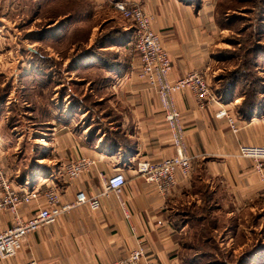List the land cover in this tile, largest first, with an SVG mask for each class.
<instances>
[{
	"label": "crops",
	"instance_id": "obj_1",
	"mask_svg": "<svg viewBox=\"0 0 264 264\" xmlns=\"http://www.w3.org/2000/svg\"><path fill=\"white\" fill-rule=\"evenodd\" d=\"M85 1L88 7L78 16L91 17L87 55L63 59V66L71 64L63 75L62 65L50 56L41 57L35 71L22 74L23 110L15 122L9 109L13 91L0 88V166L23 189L45 188L54 181L63 204L74 201L80 190L98 194L103 178L116 172H123L127 183L120 199H102L99 210L76 206L29 233L18 254L0 258V264H108L126 257L138 240L155 264H198L215 242L247 256L254 230L264 233V193L254 162L239 149L264 145V90L263 103L250 119L243 115L239 88L228 95L222 91V78L240 63L227 54L228 36L236 33L226 25L229 14L221 18L222 0H120L141 5L153 16V28L172 61V79L200 70L218 97L201 107L192 90L175 94L194 169L190 178L179 174L167 195L137 171L140 160L159 162L176 153L158 94L136 75L137 27L116 10L118 1ZM96 14L102 16L97 23ZM81 20L68 21L61 30L73 29ZM233 42L236 47L238 40ZM259 43L257 72L264 80V25ZM3 75L8 78L5 71ZM223 109L237 131L228 116H217ZM82 157L94 165L78 179L67 180L65 164ZM40 202L46 204L44 198ZM19 210L29 217L37 205ZM13 224L12 213L0 210V232Z\"/></svg>",
	"mask_w": 264,
	"mask_h": 264
},
{
	"label": "built area",
	"instance_id": "obj_2",
	"mask_svg": "<svg viewBox=\"0 0 264 264\" xmlns=\"http://www.w3.org/2000/svg\"><path fill=\"white\" fill-rule=\"evenodd\" d=\"M114 7L137 27L134 50L139 56L140 64L136 75L158 94L176 149L172 158L159 162L140 160L137 171L147 182L155 185L161 194L167 195L177 185L179 174L184 178H190L194 169L193 157L189 153L186 141V128L175 94L181 90L190 89L200 100L201 107L218 100V97L211 90L205 74L200 70H193L178 79H172L170 55L162 44L160 34L153 28V16L143 6H131L124 1H118L115 2ZM217 116L229 117L230 115L223 109L217 113ZM229 120L232 129L237 131L235 120L231 117ZM239 154L256 163L264 186V170L262 169L264 145H241ZM94 163V160L87 157L71 160L65 164L63 174L67 180L74 181L88 172ZM126 183L125 174L116 172L112 176L103 178V188L98 194L89 195L86 191L80 190L74 201L63 204L61 191L54 181L45 188L23 189L20 184H13L6 170L0 166V210H8L14 217V224L0 232V258L8 259L16 256L23 246L24 238L29 233L56 222L63 213L76 206L88 204L92 210H99L102 199L112 195L120 199ZM41 198H44L46 203L43 206L40 202ZM31 204H36L37 210L29 217L21 216L20 207ZM108 264L155 263L147 257L143 241L138 240L135 248L126 257Z\"/></svg>",
	"mask_w": 264,
	"mask_h": 264
},
{
	"label": "rangeland",
	"instance_id": "obj_3",
	"mask_svg": "<svg viewBox=\"0 0 264 264\" xmlns=\"http://www.w3.org/2000/svg\"><path fill=\"white\" fill-rule=\"evenodd\" d=\"M65 2L66 0H0V73L5 71L10 79L7 80L8 78L4 75L0 76V88H5L6 92L13 91L12 95L15 100L11 101L9 106V109L12 110V122L18 119L23 110L21 105L22 96L20 95L21 84L23 83L20 80L22 74L38 69L35 64L37 62L40 63L41 57L50 56V61L53 62V58H55L61 64L64 61L63 59L71 60L76 57H84L88 53L85 45L86 41L83 39L76 40L74 32L77 28H81L83 31L88 28L90 26L88 21H91V17H82V22L73 29L62 31L70 16H61L60 14L65 10ZM81 2L82 8L88 7V3L85 0H81ZM251 7L252 4L248 1L222 0L220 5L221 18L225 20L227 18L225 14L227 13L229 14L228 22L233 19L232 15L240 17L241 20H238L232 28V31L237 33L249 22L251 15L247 13L249 12L247 10ZM77 12H80V10ZM100 14H96L98 19H95V23L102 18ZM121 16L126 19L123 14ZM84 19H87V21H84ZM59 29L62 30L60 31ZM231 38L233 42L238 37L230 32L228 39ZM232 42L230 48L231 51H235L239 45L236 44L237 47H235L233 45L235 41ZM58 59L61 61H58ZM70 66L71 64L62 65L61 74L63 75L66 72L65 68L69 69ZM79 87L80 85H77V91H80ZM254 169L258 174L264 193L262 176H260V170L255 162ZM262 169L264 170V165ZM258 221V224L261 223L260 219ZM251 239L252 241L248 242L250 245L247 247V256L243 252L240 253V251L233 252V249L229 248L227 243L221 244L222 247L219 246L218 248L215 242L210 244L215 245V248L213 246L205 248L208 255H206L205 259L200 258L198 264H208V262L210 264H264V233L254 230ZM238 241H242V238ZM248 252L251 254L248 255Z\"/></svg>",
	"mask_w": 264,
	"mask_h": 264
},
{
	"label": "trees",
	"instance_id": "obj_4",
	"mask_svg": "<svg viewBox=\"0 0 264 264\" xmlns=\"http://www.w3.org/2000/svg\"><path fill=\"white\" fill-rule=\"evenodd\" d=\"M239 1H248L252 4V7L247 10L249 11L247 13H250L251 16L246 26L236 33L238 37L236 39L238 40L236 44L240 47H238V49H236L235 51H227L229 52L227 54L237 57V59L240 60V63L235 69L225 74L224 78H222L221 88L225 95L233 94L234 90L239 88L240 93H243L244 97L242 103L243 115L247 119H250L251 117L256 115V108L261 106L263 103L262 97L260 95L261 92L264 90V80H262L261 77L258 75L257 67L259 59L258 48L261 45L259 42L263 33L264 25V0ZM64 5L65 10L60 13L61 15H70L69 21L72 23H75L76 20L79 21L82 19V16H78L79 12L77 11L80 10V12H82L86 6L82 8L81 0H66ZM238 20H241V18L237 15H234L233 19L227 22L226 25L230 29H232L233 26L238 22ZM53 21L52 23H54ZM87 32L88 31L86 30V28L84 31L81 30V28H77L74 32L76 40L83 39L85 41L88 38ZM99 43L100 41H98L96 44ZM96 44L93 45L94 48H96ZM206 230L207 229L205 228V232ZM199 232L200 234H203L201 228L199 229ZM206 234H208V232H206ZM203 243L205 244L208 242Z\"/></svg>",
	"mask_w": 264,
	"mask_h": 264
}]
</instances>
